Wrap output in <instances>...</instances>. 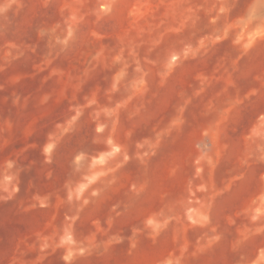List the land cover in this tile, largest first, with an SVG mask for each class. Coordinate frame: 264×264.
<instances>
[{
	"label": "rangeland",
	"instance_id": "rangeland-1",
	"mask_svg": "<svg viewBox=\"0 0 264 264\" xmlns=\"http://www.w3.org/2000/svg\"><path fill=\"white\" fill-rule=\"evenodd\" d=\"M0 264H264V0H0Z\"/></svg>",
	"mask_w": 264,
	"mask_h": 264
}]
</instances>
